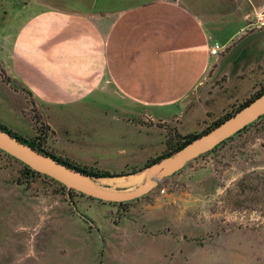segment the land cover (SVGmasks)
<instances>
[{"label": "rangeland", "instance_id": "obj_1", "mask_svg": "<svg viewBox=\"0 0 264 264\" xmlns=\"http://www.w3.org/2000/svg\"><path fill=\"white\" fill-rule=\"evenodd\" d=\"M94 5L133 7L117 43L75 23ZM255 33L225 68L209 56ZM262 86L264 0H0V125L123 174L100 179L113 188ZM22 175L0 151V264H264V119L123 207L76 191L75 212L66 188Z\"/></svg>", "mask_w": 264, "mask_h": 264}, {"label": "water", "instance_id": "obj_2", "mask_svg": "<svg viewBox=\"0 0 264 264\" xmlns=\"http://www.w3.org/2000/svg\"><path fill=\"white\" fill-rule=\"evenodd\" d=\"M260 34H252L235 45L224 59L222 69L236 58L252 39ZM262 115H264V92L219 125L196 137L174 153L148 165L142 171L145 173L144 180L131 188H113L102 184L100 179L104 177L93 176L68 166L1 127L0 150L28 165L33 170L62 183L68 191L67 197L73 210L77 212L78 209L71 198V190L104 202L122 203L141 198L156 188L162 179L179 172L189 162L213 150L220 143L234 136Z\"/></svg>", "mask_w": 264, "mask_h": 264}, {"label": "trees", "instance_id": "obj_3", "mask_svg": "<svg viewBox=\"0 0 264 264\" xmlns=\"http://www.w3.org/2000/svg\"><path fill=\"white\" fill-rule=\"evenodd\" d=\"M264 92V86H262L259 90H257L255 93H253L249 98L245 99L242 103H240V105H238L236 108H234L233 110L227 112L226 114H224L222 117H220L219 119H217L216 121H214L210 126H208L207 128H205L204 130H202L201 132H197V133H190L186 136H184L182 138V140L180 142H177L175 145H173L170 149H168L167 151H165L163 154L159 155L158 157L150 160L147 164L150 165L158 160H160L161 158L165 157V156H168L172 153H174L175 151H177L178 149H180L181 147L185 146L187 143H189L190 141H192L193 139H195L196 137L204 134L205 132L211 130L212 128H214L215 126L219 125L221 122H223L225 119H227L228 117H230L231 115H233L235 112H237L239 109H241L242 107H244L245 105H247L248 103H250L253 99H255L256 97H258L259 95H261L262 93ZM39 119V120H38ZM264 119V115H262L259 119H257L256 121H254L253 123L247 125L243 130H241L240 132H238L237 134H235L234 136L226 139L225 141H223L222 143H220L217 147H215L213 150L203 154V155H206V154H209V153H212L215 149H217L218 147L222 146L223 144H225L226 142H228L229 140H231L233 137L241 134L242 132H244L245 130H247L249 127L253 126L255 123H257L258 121ZM33 121L35 124H38L39 121L41 122V119L39 118V115H34V118H33ZM0 127L4 130H7L9 131L6 127L0 125ZM11 132V131H9ZM12 133V132H11ZM14 136H17L15 135L14 133H12ZM18 137V136H17ZM20 138L21 140H23L24 142L30 144L31 146L35 147L36 149L46 153V154H49L53 157H55L57 160L67 164L68 166H71L75 169H78L82 172H85V173H88L90 175H93V176H98V177H114V176H123V174H118V175H111L109 174V172L107 171H102V170H97V169H93V168H87L86 166L85 167H82V166H79L69 160H65V159H62V158H58L56 157L55 155L51 154L49 150H47L42 142L41 139H43L42 136H38L37 139H39V141H36L34 138L32 140H28V139H23L21 137H18ZM2 151V150H0ZM4 152V151H2ZM5 153V152H4ZM6 155H8L9 157L15 159L17 162H19L21 165H22V177H26V178H31L33 176H45L46 178H49L50 180L56 182L57 184H59L62 188H66L62 183L54 180L53 178H50L42 173H39L35 170H33L31 167H29L28 165L24 164L23 162L17 160L16 158H14L13 156L5 153ZM71 194L73 195L76 191L75 190H71L70 191ZM149 194V193H148ZM146 194V195H148ZM146 195H144L143 197H146ZM137 200V199H135ZM131 201H127V202H122V203H115V202H109V203H113L114 205L116 206H119V207H123L125 205H127L128 203H130Z\"/></svg>", "mask_w": 264, "mask_h": 264}, {"label": "crops", "instance_id": "obj_4", "mask_svg": "<svg viewBox=\"0 0 264 264\" xmlns=\"http://www.w3.org/2000/svg\"><path fill=\"white\" fill-rule=\"evenodd\" d=\"M162 3L170 4V2H168V1H163ZM170 5L176 6L173 3H171ZM95 7H96V5H94V7H93L94 12H91V11H85L82 13L75 12V14H73L74 15L73 17H76V18H74L75 23L77 22L76 21L77 19L79 20L80 23L83 19H85V20L89 21V23H91L93 26H95V28L98 30V31H95V33L99 36V39L101 41L105 40V42H107L111 36L112 37L111 40L114 43H117L118 38L116 36L117 35L116 29L118 27V24L121 22V24L123 26L129 28V25L131 24L130 20H132L134 18L133 7L128 8V9H122V10L114 9L112 7L109 8L108 6L106 7L108 9L100 10V9H95ZM166 8H168V7H166ZM169 10L172 12L173 8H170ZM92 14H94V18H92V16H90ZM125 14H126V17H128V16L129 17L128 18L124 17ZM170 14H173V13H170ZM187 18H183L182 20H184V22H186ZM113 35H115V36L113 37ZM234 38H235V36L233 35L230 40L232 41V40H234ZM18 40H19V38L17 39V41ZM18 46H19V44L18 45L16 44L15 48L17 49ZM212 46H213V44L211 45V47ZM19 49L21 50V47ZM228 53L229 52L227 50H222L220 52V54L212 55L209 51V54H210L209 56L214 59L215 64L219 65L220 63H222L224 61V59L226 58ZM4 65L5 66L7 65V68H9L8 70L9 71L11 70L12 73L16 74V76H17V74H20L19 73L20 70L23 67H25V62L23 60H13L10 63L9 62L4 63ZM20 78H21V75H20ZM26 89L31 92V90L29 88L26 87Z\"/></svg>", "mask_w": 264, "mask_h": 264}, {"label": "bare ground", "instance_id": "obj_5", "mask_svg": "<svg viewBox=\"0 0 264 264\" xmlns=\"http://www.w3.org/2000/svg\"><path fill=\"white\" fill-rule=\"evenodd\" d=\"M125 178V177H124ZM114 180L116 178H113ZM123 179V178H122ZM119 180V179H118ZM142 180V176H133L132 178H126L124 181H118L119 184H128V185H132V184H137ZM120 186V185H119Z\"/></svg>", "mask_w": 264, "mask_h": 264}, {"label": "built area", "instance_id": "obj_6", "mask_svg": "<svg viewBox=\"0 0 264 264\" xmlns=\"http://www.w3.org/2000/svg\"><path fill=\"white\" fill-rule=\"evenodd\" d=\"M224 50V45H221L219 43H214L213 46L210 49V53L212 55H218L220 52Z\"/></svg>", "mask_w": 264, "mask_h": 264}]
</instances>
